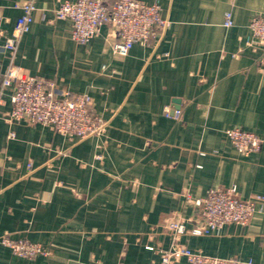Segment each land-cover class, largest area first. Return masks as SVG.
Returning a JSON list of instances; mask_svg holds the SVG:
<instances>
[{"label":"crops","instance_id":"1","mask_svg":"<svg viewBox=\"0 0 264 264\" xmlns=\"http://www.w3.org/2000/svg\"><path fill=\"white\" fill-rule=\"evenodd\" d=\"M23 1L36 10L13 63L91 96L106 128L69 139L39 123H9L4 92L0 237L39 243L49 254L20 257L0 243V264H159L157 250L171 241L164 222L196 217L190 199L215 187H233L241 199L264 196V51L249 28L252 17H264V0H143L156 1L167 24L125 56L113 53L108 25L84 44L73 41L69 21L53 16L63 0H0V72ZM165 109H179V118ZM230 127L256 133L260 150L240 154L224 133ZM180 241L205 255L264 264V209L245 225Z\"/></svg>","mask_w":264,"mask_h":264},{"label":"built area","instance_id":"2","mask_svg":"<svg viewBox=\"0 0 264 264\" xmlns=\"http://www.w3.org/2000/svg\"><path fill=\"white\" fill-rule=\"evenodd\" d=\"M15 6L21 9V14L16 19L11 36L5 40L4 47L11 56L8 66L0 72V101L4 92L10 90L11 108L4 113V119L9 123H39L69 139L102 136L106 120L94 110L91 96L57 89L51 81L30 75L26 69L13 63L19 39L28 31L36 10L31 1ZM53 16L54 19L69 21L70 38L80 44L96 36L101 26L108 25L115 37L112 51L120 56L127 55L136 43L145 45L151 39H157L167 24L159 4L143 0H114L110 3L105 0H63L53 9ZM223 25H232L230 12L224 14ZM249 28L254 42L264 51V17H252ZM164 114L178 119L180 110L169 112L165 109ZM224 133L242 155L259 151L263 143L256 133L240 127L227 128ZM185 197L188 199V194ZM190 201L195 207L196 217L186 221L171 216L164 222V227L171 233V241L166 249L157 250L159 264H172L181 258L189 264H260L252 259L205 255L186 247L180 237L184 234H217L231 223L245 225L253 214L263 211L264 196L255 194L241 199L233 187H215L208 189L204 196ZM187 222H192V226L187 227ZM0 243L20 257L33 259L49 254L41 244L24 239L2 236Z\"/></svg>","mask_w":264,"mask_h":264}]
</instances>
